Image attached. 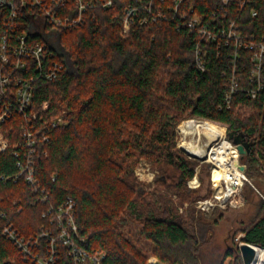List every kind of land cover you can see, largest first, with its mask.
Wrapping results in <instances>:
<instances>
[{
	"label": "trees",
	"instance_id": "16d2710c",
	"mask_svg": "<svg viewBox=\"0 0 264 264\" xmlns=\"http://www.w3.org/2000/svg\"><path fill=\"white\" fill-rule=\"evenodd\" d=\"M93 1L96 6L86 10L84 24L59 31L60 52L47 46L62 62L60 74L46 80L35 67L28 72L36 77L30 108L36 113L35 175L47 201L39 200L24 176L17 178V162L24 160L27 149L24 144L16 148V157L13 146L22 140L24 119L15 115L3 127L13 130L8 134L11 146L0 153V264H35L4 235L7 226L25 239L40 236L32 252L47 255L50 241L43 233L58 235L59 225L52 220L67 197L75 201L76 246L103 251L102 264H147L149 255L164 264H224L228 258L231 264H243L235 240L240 234V242L264 247V198L245 184L256 197L254 214L233 234L235 246L226 247L219 262L207 263L203 249L212 244L222 214L211 221L197 211L196 202L212 193L211 165L178 148L177 127L189 118L225 125L230 142L249 145V154L240 158L244 172L261 175L264 88L253 98L257 84L249 76L254 50H238L241 82L227 107L233 49L220 34L216 41L200 39L187 23L197 13L219 33L222 24L234 20L246 39L260 42L264 0H248L242 9L233 0L225 18L222 0H185L180 13L170 8L172 0H141L142 5L152 3V13L138 10L127 35L122 18L135 0H114L109 8L101 6L102 0ZM159 5L165 16H156ZM35 41L46 43L41 36ZM58 118L62 125L53 128ZM141 161L156 171L153 183L138 180L135 170ZM200 164V186L192 189L188 181ZM56 243L54 264H77L72 248L58 239Z\"/></svg>",
	"mask_w": 264,
	"mask_h": 264
},
{
	"label": "built area",
	"instance_id": "2783aa9c",
	"mask_svg": "<svg viewBox=\"0 0 264 264\" xmlns=\"http://www.w3.org/2000/svg\"><path fill=\"white\" fill-rule=\"evenodd\" d=\"M166 3V0H160ZM185 0H172L170 8L175 13H180V7ZM233 0H222V3L227 8L223 9L225 18L229 12L228 5ZM248 0H239V7L245 5ZM141 0H135L136 5H131L126 8L125 14L122 18V28L124 35H127L134 26L138 10H144L152 13V3H141ZM114 0H102L101 6L109 8L113 5ZM73 4L76 14L73 17L70 10ZM93 0H0V153H4L11 146L8 134L12 127L3 129L7 122L15 115H19L24 119L22 125L21 141L14 144V155L19 157L20 152L16 148L25 145L27 151L24 153V160L17 162L19 172L17 178L24 176L27 184L31 185L34 191L39 193V200L47 201L48 195L44 189L38 186V179L35 175V150L37 146V138L34 133L33 121L36 119V113L31 108L32 97L35 86L34 75L28 72L32 68H37L39 75L46 80L56 78L62 71V62L53 58L54 53L48 52L47 46L54 48L60 52L58 43V34L60 30H66L84 24V13L88 8L95 7ZM68 8V9H67ZM158 6L156 12L157 17L165 16ZM185 19L186 14H181ZM255 11L252 16H256ZM24 16V18H23ZM141 23L146 21V18H141ZM188 27L191 31L197 33L200 39L216 41L221 35L222 41L227 46H231L233 54L231 55L230 67L231 76L229 77V89L226 92V105L230 106L231 98L237 93L241 78L239 74L240 55L239 49L254 50L251 57L253 68L249 76L250 81L257 84L256 89L252 90L253 98L257 93L264 88V40L255 42V38L248 40L239 30V25L234 20H229L227 24L221 25L220 32L216 33L211 30L207 23H205L202 15L194 13L188 21ZM41 36L46 43H38L35 41L36 37ZM55 38V39H54ZM52 40L56 41V44ZM51 60V61H50ZM197 62L200 68H204L200 57V51L197 52ZM44 65L46 67L44 68ZM27 72V75H26ZM47 108V103H44L42 109ZM202 121L207 125L213 126L218 130L216 125H213L205 120L193 118ZM52 127L62 125V118L52 122ZM48 137L44 136V140ZM228 142V146L232 151L234 157H229L227 153L216 154V148ZM213 146L210 147V157L201 160V163L207 162L211 164V186L212 193L209 197L200 199L196 202L195 207L202 212H209L215 209L225 210L228 206L241 207L244 205L242 199V191L246 183H251L247 178L244 170L240 169L242 165L241 155L236 144H233L223 134V138H218L213 141ZM229 150V151H230ZM213 152V153H212ZM232 158H234L232 160ZM215 169L222 170L220 179L216 182L214 180ZM198 169H196L195 176L188 181V186L192 189L200 186L198 178ZM196 181L193 182V179ZM252 186L264 198V193L260 192L254 184ZM183 211V208L180 209ZM75 201L71 197H67L63 204L56 210V218L52 222H57L59 225V233L57 236H51V232L46 231L43 236L48 237L50 241L47 255L41 256L33 254L32 246L38 244L39 237H31L25 239L20 236L12 226H7L4 229V235L11 240L25 257L32 258L35 264H54L58 259L57 239L64 245L72 248L71 255L77 264H102L105 253L103 251L89 252L84 248L77 247L75 244V237H78V228L74 220ZM48 214L53 217V211L49 210ZM46 214H44L45 216ZM83 242V241H82ZM238 245L239 251L240 246ZM255 249V259L251 264H264V247L252 245ZM261 251L262 254H258ZM147 264H164L157 257L148 259Z\"/></svg>",
	"mask_w": 264,
	"mask_h": 264
},
{
	"label": "rangeland",
	"instance_id": "374dc122",
	"mask_svg": "<svg viewBox=\"0 0 264 264\" xmlns=\"http://www.w3.org/2000/svg\"><path fill=\"white\" fill-rule=\"evenodd\" d=\"M55 39V38H54ZM54 44H56L55 40H52ZM191 121H198L193 118H189L187 120H184L178 127L177 130L180 133V138L178 142V148L185 153V150L182 148V144L185 140L192 141V142H198L202 146H208L209 148L213 146V143L211 141L218 139V135L212 131L209 130H201L202 136L200 134H192V133H185L183 130L185 125L188 122ZM202 122V121H200ZM217 128L226 135V126L225 125H219ZM214 129V128H213ZM216 132L220 133L218 130L214 129ZM221 134V133H220ZM223 137V136H222ZM186 154V153H185ZM188 155V154H186ZM190 156V155H188ZM191 158L197 159L195 157L190 156ZM201 163V159H197ZM207 163V162H204ZM211 165V164H210ZM201 164L196 167L198 169V174L200 171ZM262 173L261 175L257 177H250L248 174H246L247 178L250 180L251 183H247L248 186H252L254 184L256 188L264 193V167L261 166ZM135 174L139 181L143 182L144 184H150L153 183L154 178L156 176V171L153 169L150 163L146 161H141L138 166L136 167ZM198 176V175H197ZM205 176V175H204ZM211 177V176H210ZM199 178V176H198ZM207 182V180H205ZM244 185L243 191H242V199H244V205L241 207H235V206H228L227 209H215L211 210L207 213L203 212L205 214V217L207 219H210L211 221L218 218L219 214H222L221 218H219L216 222V225L214 227V235H213V242L210 246L205 247L203 249V256L207 263L210 262V259L215 260V262H219L222 258L223 251L228 246H236L240 243V237L242 235H238L235 243L232 241L233 234L237 229H239L242 225L241 222L245 221V223H248L249 219L254 214V207L252 206L253 203L256 202V197H254L253 193L250 192L248 189V186ZM207 190V184L205 185L204 189L201 191V193H205ZM187 206V203L184 205ZM198 211V210H197ZM202 212V211H201ZM238 243V244H237ZM217 246V247H215ZM151 257H156L154 255H149L148 259ZM158 258V257H157ZM215 258V259H214ZM147 259V262H148ZM159 259V258H158ZM160 260V259H159ZM161 261V260H160ZM163 262V261H161ZM231 258H228L225 260L224 264H231ZM164 263V262H163ZM178 264H184V263H178Z\"/></svg>",
	"mask_w": 264,
	"mask_h": 264
},
{
	"label": "bare ground",
	"instance_id": "6f19581e",
	"mask_svg": "<svg viewBox=\"0 0 264 264\" xmlns=\"http://www.w3.org/2000/svg\"><path fill=\"white\" fill-rule=\"evenodd\" d=\"M209 130V131H212L214 133H216L218 136V138H223L222 135L218 132H216L212 127H210L209 125L203 123V122H200V121H191V122H188L185 127H184V131L185 133H194V134H200V136H202V131L201 130ZM193 134V135H194ZM182 148L188 153V154H191L193 156H196L198 158H200L201 160H205L207 159L208 157H210V153L209 150L210 148L208 146H202L200 143L198 142H190V141H187L185 140L182 144ZM229 146H228V142L225 141L223 144H221L219 147L216 148V154L218 153H222V154H225L227 153L229 157H234L232 155V151L230 150ZM213 153V152H212ZM234 158H232L233 160ZM222 175V170L220 169H215V172H214V180L217 182L220 177ZM196 181V178L193 179V182ZM258 254H262L261 251H258Z\"/></svg>",
	"mask_w": 264,
	"mask_h": 264
},
{
	"label": "water",
	"instance_id": "95a60500",
	"mask_svg": "<svg viewBox=\"0 0 264 264\" xmlns=\"http://www.w3.org/2000/svg\"><path fill=\"white\" fill-rule=\"evenodd\" d=\"M236 145H237V148L239 150L241 157H244L245 155L249 154L250 149H249L248 144H246L245 142H236ZM185 153L188 154L186 151H185ZM188 155L195 157L197 159H200V158L193 156L191 154H188ZM240 169L245 170V166L243 164L240 165ZM240 255H241L243 264H251L254 261L255 256H256L255 249L253 248L252 245H250L248 243H243L240 246Z\"/></svg>",
	"mask_w": 264,
	"mask_h": 264
}]
</instances>
